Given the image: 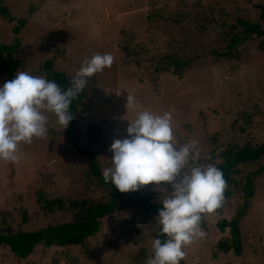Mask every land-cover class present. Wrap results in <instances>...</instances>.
<instances>
[{
	"label": "rangeland",
	"instance_id": "374dc122",
	"mask_svg": "<svg viewBox=\"0 0 264 264\" xmlns=\"http://www.w3.org/2000/svg\"><path fill=\"white\" fill-rule=\"evenodd\" d=\"M0 43L20 40L17 71L44 76L52 69L73 76L96 53L114 57L85 87V112L74 118L76 137L102 170L110 166L113 139L127 136L128 120L142 110L169 112L180 144L192 140L199 163L219 162L228 145L264 142V35L246 39L238 20L264 28V0H0ZM25 23L17 35L16 19ZM176 60L178 64H172ZM15 72V74H16ZM7 81L0 75V84ZM127 93L134 104L126 106ZM47 134L21 142L15 162L0 159V231H31L69 220L68 209L47 211L38 198L106 199L86 161L70 152L64 129L46 113ZM128 119V120H127ZM89 125L101 135L86 137ZM236 179L251 182L252 196L238 187L212 213L202 214L204 236L183 250L180 264H264V157L238 166ZM170 190V189H169ZM149 200L168 195L165 182L137 190ZM238 219L242 252L219 251L229 237L217 223ZM156 216L133 206L105 216L81 245H36L25 258L0 246V264H146L158 232Z\"/></svg>",
	"mask_w": 264,
	"mask_h": 264
},
{
	"label": "clouds",
	"instance_id": "9594fccd",
	"mask_svg": "<svg viewBox=\"0 0 264 264\" xmlns=\"http://www.w3.org/2000/svg\"><path fill=\"white\" fill-rule=\"evenodd\" d=\"M113 59L110 53L86 58L67 88L26 71H17L13 79L0 84V159L15 162L21 142L45 136L46 113L54 114L57 123L66 128L73 118L69 110L72 101ZM133 104L134 98L127 93L126 106ZM128 121L127 136L113 139L109 147L110 166L103 168L102 178L122 193L150 183L154 187L166 183L168 195L160 200L156 214L160 230L151 242L152 255L146 264H180L183 249L204 236L202 214L220 207L226 181L214 164L198 162L200 150L195 140L178 142L169 112L142 110Z\"/></svg>",
	"mask_w": 264,
	"mask_h": 264
},
{
	"label": "trees",
	"instance_id": "16d2710c",
	"mask_svg": "<svg viewBox=\"0 0 264 264\" xmlns=\"http://www.w3.org/2000/svg\"><path fill=\"white\" fill-rule=\"evenodd\" d=\"M0 16L10 17L5 7H0ZM261 20L264 22V8L260 13ZM25 23L24 18L16 19V24L12 27L13 34L17 35ZM240 26L245 31L246 39L255 36L264 35V28L257 23H250L245 20H238ZM20 40L16 36L9 44L0 43V75L5 76L7 80H11L15 76V72L20 64V60L15 56L17 49L20 47ZM172 64H178L174 60ZM44 71V76L47 79L54 80L61 88L70 86L71 76L64 72L52 69V61L46 59L40 66ZM85 89L72 101L70 111L72 120L64 129L65 139L70 146V152L75 155H80L86 161V165L90 174L106 188L107 197L102 200H92L83 198L80 200L67 199L63 200L60 197L52 199L38 198L43 207L49 211L68 209L71 212L69 220L49 224L47 226L31 230L16 232L0 231V246L4 245L8 250L18 258L28 256L36 245L43 246H66V245H81L86 238L93 235L100 226V221L105 216L111 215L126 206H133L140 209L147 215L156 216L158 209L161 207L160 200L151 201L145 193L138 191H129L122 193L117 190L109 181L105 183L94 152L87 146L81 144L76 137V123L74 118L85 112L83 100L86 97ZM101 135V130L96 125H89L86 130V137L90 143H96ZM221 160L219 162H211L223 173L226 181V187L223 192V201L231 198L235 188L241 189L246 199L252 196L253 187L251 182L241 183L236 179L240 173L238 166L247 163L256 162L264 157V142L258 145L251 146L247 143L236 147L228 145L220 153ZM220 231L224 228H229V237L221 239L216 243L219 251H233L236 255L241 254L242 246L240 239V231L238 219L233 218L229 221L225 219L217 223ZM160 225L158 232L159 234ZM166 239V236H160ZM152 255V252H151Z\"/></svg>",
	"mask_w": 264,
	"mask_h": 264
}]
</instances>
